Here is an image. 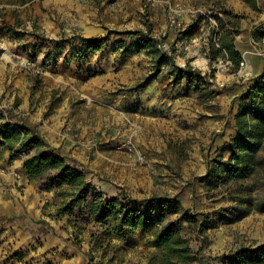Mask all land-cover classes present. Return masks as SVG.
<instances>
[{
  "label": "rangeland",
  "instance_id": "1",
  "mask_svg": "<svg viewBox=\"0 0 264 264\" xmlns=\"http://www.w3.org/2000/svg\"><path fill=\"white\" fill-rule=\"evenodd\" d=\"M178 1L182 14H188L181 16L180 32L171 28L164 8H150L144 0H33L15 7L26 24L16 36L8 33L15 23L14 6L3 5L0 112L15 125L36 121L30 126L49 145L42 133L62 128L61 146L86 150L89 161L58 150L106 198L117 196L128 203L165 196L190 215L206 213L210 222L202 234L184 222L193 264H240L235 255L242 248L264 249V185L258 184L253 194L256 210L236 219L231 198L219 196L197 177L199 164L212 159L213 139L243 102L240 86L247 74L241 72L242 63L236 69L222 54L216 60L209 57L212 21L194 10L210 12L233 33L236 46L247 35L250 25L243 28L245 23L261 12L259 0L257 8L241 0L250 7L248 13L231 6L238 0ZM198 19L199 33L187 36L188 26ZM256 27L261 35L256 42L251 36V42L264 58V18ZM201 35L208 46L191 43ZM150 36L169 58L159 70L152 49L142 44ZM89 37H102L105 43L100 51L83 50L82 59L81 39ZM118 41L125 45L119 47ZM48 51L50 60L45 58ZM176 67L185 69L184 77ZM189 74L196 78L193 85L186 81ZM244 81L254 83L252 77ZM209 126L214 132L206 133ZM104 144L111 152L102 156L97 150ZM6 153L9 161H3ZM25 158L22 152L11 159L0 146V264H145L157 254L138 229L116 236L105 256L101 247H93L102 240L94 224L85 223L78 238L73 236L68 214L57 211L55 192L29 180L22 167ZM259 161L264 162V151ZM256 264H264V257Z\"/></svg>",
  "mask_w": 264,
  "mask_h": 264
},
{
  "label": "trees",
  "instance_id": "2",
  "mask_svg": "<svg viewBox=\"0 0 264 264\" xmlns=\"http://www.w3.org/2000/svg\"><path fill=\"white\" fill-rule=\"evenodd\" d=\"M33 0H0V18L6 16V7L12 5L11 16L15 18L14 25H9L8 33L16 36L20 28L25 26L21 19L20 10L16 6H24ZM247 5L257 8L258 0H244ZM225 14H231L225 11ZM201 20L190 24L186 30L187 36L199 33ZM33 29H38L33 21ZM222 34L219 39V47L211 42L209 57L216 60L221 54L230 60L236 69L240 68L242 56L234 44L233 33L225 26H221ZM26 33H29L26 31ZM239 33H235L238 35ZM256 42L257 29L251 33ZM155 38L151 37L142 42L146 48H151L155 55V69L169 64V58L156 47ZM105 39L102 37H89L81 39V58H85V52L100 51ZM117 45L123 47L124 41H118ZM37 45L33 46V51ZM85 50V52L83 51ZM46 60L52 58V52L46 53ZM177 73L184 77V68L176 67ZM200 73V72H199ZM153 77V76H152ZM196 78L192 74L186 77L187 83L193 85ZM253 84H248L242 95L235 115L237 135L229 145L230 157L225 159L216 156L207 163L206 176L197 177L201 183H206L211 189L222 186V196H228L233 202L231 213H237L240 219L253 209V188L264 185V162L259 161L258 154L264 150V71L252 78ZM198 84H202L200 81ZM138 88V86L133 87ZM0 146L10 153V158L24 152L26 158L23 161V169L30 181L37 182L40 189L54 191L57 198V211L60 214H68V221L73 228V236H78L84 228V224H94L99 228L102 240L93 247H101L103 255L108 253L110 242L116 236L127 237L131 231L138 229L147 235L146 244L155 247L157 254L149 258L145 264H193L195 257L192 255L189 237L184 233V222L193 228L197 234L206 232L209 227V217L206 213L190 215L189 209L181 207L174 199L165 196H153L150 199H129L128 203H122L120 198H106L93 184L88 182L82 171L68 164L60 151L44 141L40 132L26 124L15 125L4 121L0 112ZM146 205L145 210L140 207ZM139 206V207H138ZM173 206V207H172ZM172 208V209H171ZM172 210V211H170ZM177 214L171 218V214ZM198 215L203 218L199 221ZM224 217V215H223ZM99 239V236H97ZM78 238V237H77ZM264 257V249L242 248L235 255L240 264H256ZM115 258L109 260L114 261Z\"/></svg>",
  "mask_w": 264,
  "mask_h": 264
},
{
  "label": "crops",
  "instance_id": "3",
  "mask_svg": "<svg viewBox=\"0 0 264 264\" xmlns=\"http://www.w3.org/2000/svg\"><path fill=\"white\" fill-rule=\"evenodd\" d=\"M238 4L237 5H231L233 8H237L235 10H241L242 12H251V9L249 6H247L243 1L241 0H238ZM259 9L261 10V12L259 13L258 16H253L254 17V21H252L251 19H249V22H246L245 25L243 26L244 27H247L249 26V28H245L247 29V41L249 40L250 44H246V47L247 49L245 50V53H243L242 51H240L238 48H237V42H236V49L240 52V54L242 55V58H243V62H242V67H241V72H244L243 74H247L246 77H244V79H247L249 77H254V76H257V75H260L263 71H264V58L262 56V54L260 53V48H258L257 46H254L252 45V42H251V31L253 28L256 27L257 25V22H259L260 20H262L264 18V0H259ZM188 14H182V17H187ZM247 70V71H246ZM250 74V75H248ZM243 79V82L242 83L244 86H240V88H244L242 89V91L240 92H244L246 90V87L247 85L249 84L248 82H245ZM238 108V107H237ZM235 114L233 115V117L231 119H229L231 121L230 124H228V126H225L223 129H221V134H218V136L216 138L213 139V144H212V156L211 158H214L216 156H222L224 157L225 159H228L230 157V151H229V145H230V141L231 139L237 135V129H236V121H235ZM37 118H40V117H36L35 120H37ZM16 119V117H15ZM14 121H17L14 120ZM36 121H29V120H26L25 123L30 126V124H34ZM220 122V121H219ZM16 124H23V122H16ZM62 129V128H61ZM61 129H56L54 128L53 130L51 131H48V133H42L43 136L45 138H47L46 140H48L51 144V146H53L54 148L56 149H59L61 151H63V153H68L70 154V156H72L73 158H78L80 159L81 161H89L87 160L88 157L87 156V151L86 150H83L76 146L74 148H72V146L70 144L68 145H62L61 146V140H60V132H61ZM206 133H208L209 131L212 133L214 132L213 130V127L209 126L207 127L206 129ZM218 130L220 129H216V132H218ZM47 136H50V137H54V141H50L48 139ZM68 139H70V142H73L71 141L72 136L69 135L68 136ZM98 152L101 151V155L104 156V155H107L109 152H111V150H108L107 149V145H102V147H100L98 150ZM264 151V150H263ZM262 153L259 152L258 154V157L260 156V154ZM99 154V155H100ZM198 158V157H197ZM23 158L20 161V163L22 162ZM75 161V159H73ZM3 161H9L8 160V153H6L4 156H3ZM101 162V161H100ZM207 163L208 161L204 162V164H199L198 166V176H206L207 173H208V168H207ZM223 187L225 186H222L218 189H214L216 193H218L219 196H222V191H223ZM256 188H257V185L254 186L253 188V194H255L256 192ZM256 203H253V209L252 211L255 209L256 210ZM255 206V208H254ZM250 215V214H249Z\"/></svg>",
  "mask_w": 264,
  "mask_h": 264
},
{
  "label": "built area",
  "instance_id": "4",
  "mask_svg": "<svg viewBox=\"0 0 264 264\" xmlns=\"http://www.w3.org/2000/svg\"><path fill=\"white\" fill-rule=\"evenodd\" d=\"M145 4L150 8H164L167 12V19L172 29L176 31H181L183 29V23H182V12H184V8L180 1L178 0H144ZM195 13L200 14L203 19L208 17L212 21V28H213V34L212 38L209 39V41L213 42L217 47H219V39L222 34V28L220 27L219 21L215 20L211 17V13L208 12L206 9H195ZM178 33V32H177ZM204 35V34H203ZM203 35L201 36H195L191 38V43H194L195 45L201 44V42L208 46L207 39L203 38ZM128 148H132V142H128Z\"/></svg>",
  "mask_w": 264,
  "mask_h": 264
},
{
  "label": "bare ground",
  "instance_id": "5",
  "mask_svg": "<svg viewBox=\"0 0 264 264\" xmlns=\"http://www.w3.org/2000/svg\"><path fill=\"white\" fill-rule=\"evenodd\" d=\"M246 42H247V35H244L243 37L239 38L237 41V48L243 53H245V50L247 49Z\"/></svg>",
  "mask_w": 264,
  "mask_h": 264
}]
</instances>
